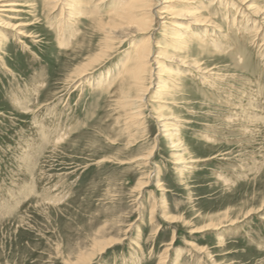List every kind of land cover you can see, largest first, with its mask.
Returning a JSON list of instances; mask_svg holds the SVG:
<instances>
[{
  "label": "rangeland",
  "instance_id": "374dc122",
  "mask_svg": "<svg viewBox=\"0 0 264 264\" xmlns=\"http://www.w3.org/2000/svg\"><path fill=\"white\" fill-rule=\"evenodd\" d=\"M10 1L17 12L0 17V264H75L95 241L111 243L89 264H264V27L253 10L172 0L180 16L170 22L215 35L183 52L201 70L165 76L178 81L160 94L166 105L150 90L132 117L114 81L149 32L112 43L103 26L117 0H83L75 16L65 0ZM165 26L162 53L184 56L168 52L176 27ZM160 112L179 119L180 152Z\"/></svg>",
  "mask_w": 264,
  "mask_h": 264
},
{
  "label": "bare ground",
  "instance_id": "6f19581e",
  "mask_svg": "<svg viewBox=\"0 0 264 264\" xmlns=\"http://www.w3.org/2000/svg\"><path fill=\"white\" fill-rule=\"evenodd\" d=\"M65 1L66 2L63 3V6L65 4L67 5L68 3V7L66 9L70 8L74 16L76 13L82 10L81 3L83 0H68L70 2H67V0ZM104 1L105 0H102L101 2H104ZM238 1L240 2L242 6L244 7L247 6L248 8L253 10L254 15L257 17V19H255L256 22L262 20V27H264V10L255 8L249 2V0H237V2ZM133 2H136L137 5L131 4ZM171 2L172 0H117V2L115 3L116 5L114 4V7L113 8L111 7L110 9L112 13L110 15L109 22L107 24H104L103 26V28L108 29L106 30L107 32L110 31L111 34H108L109 32L108 33L106 32L107 33L106 36L109 38L110 41H112V43H115V40H117L118 43L119 42L121 43L123 39L132 37L133 35H135V33L140 34L146 31L149 32V36L147 35L148 37H146V39H143L140 41V43H137L136 45L137 48L135 51H133L134 53L132 57L128 59L129 61L127 62L126 68H124L123 71H121V74L119 75L116 81L113 80L114 83L117 82L116 84L117 93H120L119 99H118L119 104L121 106H124L125 110H127L128 112L131 111L132 117L139 115L140 111L138 109L141 107V105H143V102L147 100V96L149 95L148 92L150 90L152 92L155 89L154 92L156 94H159L156 96L159 97L160 99L154 98V100L156 101L159 100V102L162 105L163 104L166 105L167 103L166 97L160 96V94L167 95L171 92V88L176 89L178 87V81L176 82L177 78L173 80V83H172L174 86L173 87L169 83V80H171V78L166 79L165 76L167 77L171 73H175L176 75L183 73L184 71L181 69L183 67H189V64L191 66L197 67V70L198 69L201 70L200 65H198V61L196 59L190 61L188 59L187 54H184L183 52H186L189 50L188 49L189 43L192 41L194 42L195 38H197L199 41V44L202 45L210 40L211 34H213L212 36L215 35V32H209V31L199 32V33L195 32L193 34H188V35L185 34L182 31L187 28L185 22L173 23L169 21L170 19L172 20V18L176 16H180L176 14L173 15L172 10H169L168 7ZM213 2L214 1H211L210 3L213 4ZM18 4L19 2L17 1L14 2L10 0H0V17L2 19L4 17L5 18L11 17L12 15L10 14L12 12H17L16 6H18ZM100 4L101 3L99 2L96 3V5L94 4L93 8H91L92 10L91 12H93L94 10L99 11ZM198 8L203 9L202 7H198ZM209 8H210V5L208 6V10L210 11ZM62 11H63V8H62ZM73 15H71V19L73 18ZM188 16L189 15L185 16V18H188ZM68 19H70V16H68ZM68 19H67L68 23L71 24L72 22L70 23ZM60 20H63V18H60ZM65 20L66 19H64V21ZM200 20L202 21L203 19H200ZM57 22H59V19ZM167 23L172 24L176 27V29L172 31L171 35L168 36L170 40V43L168 44V52L178 50L184 54V56L182 57H179V56L175 57L173 55L166 56L161 51L163 49V42L161 40L162 34L164 35V33L166 32L165 30L162 31V27H166L165 25H167ZM22 24L23 23L13 24L12 22H9L8 20L4 21V25L15 27L14 29H16L17 32L20 34L24 33L22 32V29L20 28ZM61 26H63L62 22L59 23V27ZM253 28L255 32L259 31L257 30L258 29L257 24H255ZM156 30H161V36L157 40V42H155L156 39L154 37L155 35L154 32ZM59 34L61 35V33ZM69 34L71 35V36L69 35L70 37L69 36L66 37L65 34L63 33L61 36H59L60 37L59 45L68 46L70 44L71 42L70 38L74 35V32H73V35L71 32ZM114 37H117V39H115ZM212 41H213L212 44L214 45H217V42H219V40H217L216 42V40L214 39H212ZM0 51L1 52L3 51L2 48ZM103 58H104V55H100L93 62L92 61L91 62L92 64L99 63L100 61L103 60ZM169 62H177L178 69H176L175 71L174 70L175 65L170 66ZM154 64L156 65L158 64V66L155 65L153 68ZM148 67L151 68L152 70L151 73L148 72ZM89 70H90V63L84 66L82 69H80L77 72V75H76L77 77L74 82L79 81L81 84L82 83L81 81L85 79V76H87ZM203 72L205 73L207 71L203 70ZM146 73H148V77ZM132 119H135V118H132ZM159 119L163 127L162 131H164L165 136H168L172 141L173 150L174 151H179L180 149L183 150L184 148H181L183 146L180 145L181 142H178V143L176 142L177 140H180L178 138L179 134L177 132L179 128L176 125L177 122H179V119L173 113H169V115L165 117V115L163 116L162 112H160ZM177 157L178 158L176 160V164H182L187 161V159H185L182 154H178ZM219 224L213 223L212 226L216 227ZM209 226H211V224ZM109 243L111 242L107 241L105 243H102L101 241H98V242L95 241L94 243L95 245L93 246L92 252L87 253V254H84V253L80 254L75 264H89L93 260V258L96 256V254L99 252H102L108 246ZM160 264H163V262H161Z\"/></svg>",
  "mask_w": 264,
  "mask_h": 264
}]
</instances>
